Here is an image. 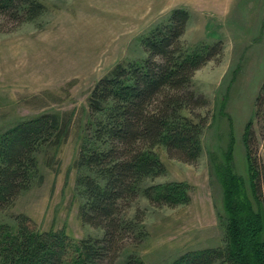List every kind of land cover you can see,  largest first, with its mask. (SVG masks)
Listing matches in <instances>:
<instances>
[{
	"label": "rangeland",
	"instance_id": "1",
	"mask_svg": "<svg viewBox=\"0 0 264 264\" xmlns=\"http://www.w3.org/2000/svg\"><path fill=\"white\" fill-rule=\"evenodd\" d=\"M40 16L0 31V135L16 122L55 113L67 125L58 144L41 146L39 176L7 209L0 223L13 230L27 216L40 231L62 229L77 242L102 231L80 220L81 189L75 166L88 132V96L95 82L118 62L141 59V39L165 22L175 7L188 9V45L220 39L223 52L195 72L194 88L208 104L198 111L207 122L200 134L201 152L193 163L156 152L165 172L144 183L181 181L190 200L176 206H152L139 196L127 214L144 209L147 236L125 245L123 258L135 251L145 264H169L185 252L226 245L227 213L216 166L232 139V167L243 178L251 202V175L243 141L252 122L258 148L252 158L262 166L264 138L254 121V101L264 82V0H41ZM232 136V137H231ZM264 198V186L261 188ZM213 264H226L216 260Z\"/></svg>",
	"mask_w": 264,
	"mask_h": 264
},
{
	"label": "trees",
	"instance_id": "2",
	"mask_svg": "<svg viewBox=\"0 0 264 264\" xmlns=\"http://www.w3.org/2000/svg\"><path fill=\"white\" fill-rule=\"evenodd\" d=\"M41 0H0V31L12 29L42 14ZM188 11L175 7L167 20L141 39L145 56L116 63L90 90L88 132L75 166L81 189L79 216L101 229L100 236L73 242L62 229L37 230L24 215L13 230L0 223V264H145L135 251L123 258L128 243L139 245L147 236L144 209H128L141 195L152 206H176L190 200L181 181L144 183L165 172L156 152L193 163L201 152L200 134L207 118L199 109L208 104L192 77L208 60L223 52L220 39L188 45L183 39ZM254 121L264 138V82L254 101ZM67 125L55 113H42L16 122L0 135V210L9 208L39 176L36 153L58 144ZM232 137V136H231ZM249 121L243 135L251 175L252 195L232 167V139L224 163L216 166L227 213L226 245L181 254L169 264H264V186L262 166L252 158L258 148Z\"/></svg>",
	"mask_w": 264,
	"mask_h": 264
},
{
	"label": "crops",
	"instance_id": "3",
	"mask_svg": "<svg viewBox=\"0 0 264 264\" xmlns=\"http://www.w3.org/2000/svg\"><path fill=\"white\" fill-rule=\"evenodd\" d=\"M187 11H188V9H186ZM188 13H189V11H188ZM189 16H190V13H189ZM188 25H189V18H188V21H187V23H186V28H185V31H184V37L186 36V33H187V29H188ZM196 72V71H195ZM194 77H195V73H194V75H193V77H192V84H193V86H194Z\"/></svg>",
	"mask_w": 264,
	"mask_h": 264
}]
</instances>
